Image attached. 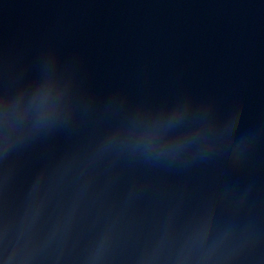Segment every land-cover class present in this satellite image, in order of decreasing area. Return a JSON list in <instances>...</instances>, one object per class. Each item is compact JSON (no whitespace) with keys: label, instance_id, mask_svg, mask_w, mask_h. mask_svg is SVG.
Returning <instances> with one entry per match:
<instances>
[{"label":"water","instance_id":"obj_1","mask_svg":"<svg viewBox=\"0 0 264 264\" xmlns=\"http://www.w3.org/2000/svg\"><path fill=\"white\" fill-rule=\"evenodd\" d=\"M264 190V0H0V264H124Z\"/></svg>","mask_w":264,"mask_h":264}]
</instances>
